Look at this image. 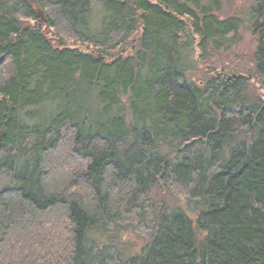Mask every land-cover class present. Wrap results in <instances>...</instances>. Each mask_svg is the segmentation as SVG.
<instances>
[{"label": "trees", "instance_id": "16d2710c", "mask_svg": "<svg viewBox=\"0 0 264 264\" xmlns=\"http://www.w3.org/2000/svg\"><path fill=\"white\" fill-rule=\"evenodd\" d=\"M238 1L0 0V264H264V0L189 74Z\"/></svg>", "mask_w": 264, "mask_h": 264}, {"label": "rangeland", "instance_id": "374dc122", "mask_svg": "<svg viewBox=\"0 0 264 264\" xmlns=\"http://www.w3.org/2000/svg\"><path fill=\"white\" fill-rule=\"evenodd\" d=\"M250 6L249 0H239L237 3L233 4L232 7H224L225 13L239 14L244 18L245 25L241 30V41L227 51L214 54L208 63L198 64L197 69L189 73L193 80L201 82L207 78L211 68V65L208 64H214L219 70L225 69L226 71L236 73H249L253 71L254 54L258 47V39L257 36L254 35L251 23L249 22L250 15H248V9ZM155 195H159L161 198L163 197V199L172 206H181L187 210L190 207L186 200L174 198L168 195L167 192L160 191V189L155 191ZM131 242H135L134 237L131 238Z\"/></svg>", "mask_w": 264, "mask_h": 264}, {"label": "water", "instance_id": "95a60500", "mask_svg": "<svg viewBox=\"0 0 264 264\" xmlns=\"http://www.w3.org/2000/svg\"><path fill=\"white\" fill-rule=\"evenodd\" d=\"M31 4H34V0H29ZM37 16L39 17L40 23L44 24L47 22V19L44 16L43 11L38 10Z\"/></svg>", "mask_w": 264, "mask_h": 264}]
</instances>
